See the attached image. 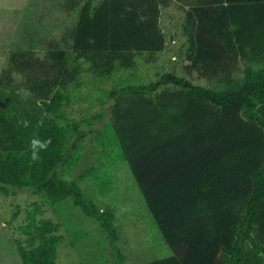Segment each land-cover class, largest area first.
Listing matches in <instances>:
<instances>
[{
    "label": "trees",
    "instance_id": "obj_1",
    "mask_svg": "<svg viewBox=\"0 0 264 264\" xmlns=\"http://www.w3.org/2000/svg\"><path fill=\"white\" fill-rule=\"evenodd\" d=\"M182 1L190 5L189 67L208 86L173 72L149 83L129 79L138 58L166 47V0H85L72 52L52 49L38 65L26 52L12 57L13 70L0 81V193L31 190L43 198L20 228L28 241L18 244L23 264H60L61 227L42 216L44 205L66 200L99 224L123 261L120 214L101 209L82 186L92 179L97 194L109 193L118 160L128 163L172 252L145 264H264V0ZM83 61L102 84L116 78L112 89L102 88L111 116L100 129L93 126L104 111L83 119L68 114L81 93ZM15 70L25 82L16 81ZM89 135L105 163L65 178L59 169L82 161ZM33 139H51L46 149L36 147L35 162Z\"/></svg>",
    "mask_w": 264,
    "mask_h": 264
},
{
    "label": "rangeland",
    "instance_id": "obj_2",
    "mask_svg": "<svg viewBox=\"0 0 264 264\" xmlns=\"http://www.w3.org/2000/svg\"><path fill=\"white\" fill-rule=\"evenodd\" d=\"M85 0H0V81L7 71L13 70V56L26 52L35 61L48 62L49 51L66 49L72 52L74 30L79 21L80 5ZM163 11L160 20L162 29L176 33L174 44L168 41L166 49L156 55L138 58L139 70L129 79L132 83H149L157 80L161 74L173 72L193 82L208 86L209 80L189 67L186 56L188 35L184 32V13L172 8ZM177 7V6H176ZM180 13V14H179ZM177 48H184L182 56L176 54ZM153 58V59H152ZM73 59L70 60L73 66ZM13 64V65H12ZM79 78L81 93L74 98L68 114L77 119L104 111V118L93 128H103L111 116L109 103L103 106L102 88L112 89L116 82L100 78L90 69V63L83 61ZM238 73L242 74L244 64L239 62ZM14 72L17 82H25L26 75ZM75 86V83L71 84ZM25 96L29 90L23 86ZM89 135L83 150L82 161L73 168H60L67 179L79 178L94 165L105 163L100 156L102 148L91 140ZM102 158V159H101ZM115 173L113 189L100 195L92 179H83L86 193L101 208H112L120 214L116 222L120 234L117 248L125 255L123 261L118 257L110 237L103 232L99 224L72 200H66L58 206L44 205V219H50L61 227L63 239L58 249L60 264H145L172 256V252L147 208L146 202L136 185L127 162L118 160L112 166ZM42 203L43 198L31 190H21L9 196L0 193V264H23L18 253V244L27 245L28 241L21 232L27 224V211L34 203Z\"/></svg>",
    "mask_w": 264,
    "mask_h": 264
},
{
    "label": "crops",
    "instance_id": "obj_3",
    "mask_svg": "<svg viewBox=\"0 0 264 264\" xmlns=\"http://www.w3.org/2000/svg\"><path fill=\"white\" fill-rule=\"evenodd\" d=\"M172 5V8H175V10L177 12H181V13H184V16H186V13L187 11L189 10L190 8V5H187L186 2L182 1V0H166V3L164 4H161L160 6V9H161V17H160V20L162 18V15H163V11L166 9H169V6ZM177 6V7H176ZM180 14V13H179ZM170 25V24H169ZM168 25V26H169ZM166 27L167 29H163V31L166 33V38H167V41H166V46L168 45V41H170V43L174 44L176 42V33H172L171 30H169L170 27ZM186 47V50H187V44L183 45ZM166 49V47H165ZM164 49V50H165ZM178 49H181V56H182V53L184 52V48H177L176 51ZM185 50V51H186ZM185 53V52H184ZM177 56H178V52H176Z\"/></svg>",
    "mask_w": 264,
    "mask_h": 264
},
{
    "label": "clouds",
    "instance_id": "obj_4",
    "mask_svg": "<svg viewBox=\"0 0 264 264\" xmlns=\"http://www.w3.org/2000/svg\"><path fill=\"white\" fill-rule=\"evenodd\" d=\"M129 10H130V9H129ZM140 20H141V21H144V20H145V17L140 16ZM23 123H24V126H25V127L28 126V121H24ZM50 143H51V139L45 141L43 144H41L39 140L33 139V140L31 141V145H32L31 160H32L33 162H35V161H37V160L40 159V157L36 154V151H35V149H36V147H37L38 145H39L41 148H45V149H46Z\"/></svg>",
    "mask_w": 264,
    "mask_h": 264
},
{
    "label": "water",
    "instance_id": "obj_5",
    "mask_svg": "<svg viewBox=\"0 0 264 264\" xmlns=\"http://www.w3.org/2000/svg\"><path fill=\"white\" fill-rule=\"evenodd\" d=\"M177 52H178V56L181 57V49H178Z\"/></svg>",
    "mask_w": 264,
    "mask_h": 264
}]
</instances>
